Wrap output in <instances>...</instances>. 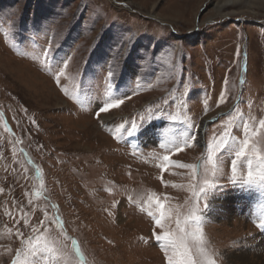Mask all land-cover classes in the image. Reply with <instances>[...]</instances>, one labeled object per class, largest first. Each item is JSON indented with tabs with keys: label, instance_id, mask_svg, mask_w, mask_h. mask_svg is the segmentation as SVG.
I'll use <instances>...</instances> for the list:
<instances>
[{
	"label": "rangeland",
	"instance_id": "1",
	"mask_svg": "<svg viewBox=\"0 0 264 264\" xmlns=\"http://www.w3.org/2000/svg\"><path fill=\"white\" fill-rule=\"evenodd\" d=\"M261 121L264 0H0V264H56L29 256L37 235L67 264H167L147 199L186 214L205 177L219 189L200 201L216 264H264V208L246 199L263 193L231 180L234 160L238 178L249 161L259 172ZM193 125L192 146L169 151ZM164 156L197 165L195 180L162 171Z\"/></svg>",
	"mask_w": 264,
	"mask_h": 264
},
{
	"label": "snow or ice",
	"instance_id": "2",
	"mask_svg": "<svg viewBox=\"0 0 264 264\" xmlns=\"http://www.w3.org/2000/svg\"><path fill=\"white\" fill-rule=\"evenodd\" d=\"M128 40L129 37H125ZM51 53V48L43 53L45 62ZM66 66V65H65ZM108 89L111 90L114 86L115 73L111 66H109L108 72ZM59 83V77H57ZM130 94H126L117 99L110 100L104 103L97 112L99 113L108 112L114 107H118L124 102L125 98H128ZM73 99H76L74 96ZM260 128L264 129V121L260 122ZM227 135V134H226ZM196 139L195 126L193 125L189 134L181 143H174L169 151L173 153H179L187 147H191ZM160 147H166V143H161ZM219 147V145H217ZM249 143L247 140L244 141L243 145L239 146L235 151L236 159L247 155V149ZM163 160L166 165H161L162 171H166L168 166L188 168L192 172V178L195 180L197 165L187 164H174L169 156H164ZM248 173L246 177L237 176V163L235 160L231 164L232 170V183H239L241 187L255 185L264 192V156L260 157L259 172L254 173L252 170V163L249 161ZM162 179V177H161ZM163 182V180H162ZM173 187H181L180 185H172ZM188 189L193 190V185L189 184ZM216 188V185L205 177L203 185L198 189L192 191L193 203L189 206L188 212L184 214L180 207H166L164 203L153 193L147 199V215L153 220L154 225L162 229L160 234L153 233L158 247L163 251L164 256L167 260V264H216V260L213 258V254L210 251L206 235L203 230L204 217L200 214L201 205L200 201L203 200V208L209 207L208 195L209 191ZM219 191L218 188H216ZM36 195L39 197L40 193ZM264 207V206H262ZM155 209V210H153ZM142 211L144 209H141ZM43 223V222H42ZM55 223L58 227L62 228L63 224L61 221L56 220ZM174 224V228L172 225ZM256 226L264 231V217H261ZM34 232H38V229H33ZM22 236V234H20ZM35 243L30 240L27 244L28 254L31 257H46L49 261H55L59 264L61 260H64L67 264V258L61 253V250L55 246L54 241H50L45 236L37 235L33 238ZM23 242V241H22ZM73 248L76 255L80 257L83 262V256L76 241H73ZM16 264H21L18 260ZM23 264H32L31 260L26 259Z\"/></svg>",
	"mask_w": 264,
	"mask_h": 264
},
{
	"label": "bare ground",
	"instance_id": "3",
	"mask_svg": "<svg viewBox=\"0 0 264 264\" xmlns=\"http://www.w3.org/2000/svg\"><path fill=\"white\" fill-rule=\"evenodd\" d=\"M105 119L108 120V117H106ZM229 206H231L229 200L216 201V205H215V208H214V214L217 215V216H219V217H223V218H224V216H227L229 214H232L233 213L232 208L234 206L232 208L229 207Z\"/></svg>",
	"mask_w": 264,
	"mask_h": 264
}]
</instances>
